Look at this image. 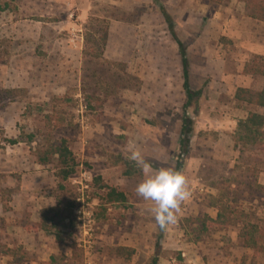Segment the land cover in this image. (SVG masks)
<instances>
[{
	"label": "rangeland",
	"instance_id": "374dc122",
	"mask_svg": "<svg viewBox=\"0 0 264 264\" xmlns=\"http://www.w3.org/2000/svg\"><path fill=\"white\" fill-rule=\"evenodd\" d=\"M157 1L188 49L194 90L225 72L241 86L264 89V52L254 49L264 48V23L248 17L244 2ZM107 29L106 45L97 49L103 56L88 55ZM141 53L149 68L165 61L160 93L152 86L144 92L129 74L128 55ZM179 58L152 0H0V212L16 203L20 225L45 251L39 258L18 247L7 263L152 264L159 226L151 202L134 191L142 172L127 153L140 149L154 170L175 168L184 104ZM234 108L207 111L212 124L192 137L182 169L192 194L165 231L158 264H264V251L245 249L238 238L244 222L264 221V198L246 188L264 186V151L240 152L233 142L241 118L264 110ZM62 140L76 165L67 181L53 154ZM128 164L133 177L125 175ZM101 185L123 192L127 202L106 204ZM223 194L238 212L228 215L237 226L207 223L200 231L193 221L215 220L214 200ZM57 205L61 217L43 222V212ZM6 239L0 236V259L9 254Z\"/></svg>",
	"mask_w": 264,
	"mask_h": 264
},
{
	"label": "trees",
	"instance_id": "16d2710c",
	"mask_svg": "<svg viewBox=\"0 0 264 264\" xmlns=\"http://www.w3.org/2000/svg\"><path fill=\"white\" fill-rule=\"evenodd\" d=\"M157 5L161 15L168 27L169 34L171 38L176 43L179 51V56L181 58L182 74H183V91L185 93V103L182 107V119H181V129L179 135V142L176 148V166L175 169L181 170L184 168V162L190 153V144L192 137L194 135L195 123L194 120L188 116V110L200 99L202 91H193L190 85V69L187 57V48L178 39L177 33L175 31V23L172 16L167 12L164 6L159 4L157 0H152ZM207 3L222 5L225 3H230L234 0H204ZM244 2L245 10L247 15L252 20L260 21L264 23V0H239ZM101 37V36H100ZM108 38V29L103 32L100 41L95 40V48H91L90 54H94L93 57L99 58L103 56L100 52V56L97 53V49L101 51L106 45ZM93 37H90L88 44L91 43ZM99 52V51H98ZM259 75L264 76V68L259 72ZM236 99L239 102H244L249 106L256 107L258 109L264 110V89L260 92L254 93L247 89H238L236 93ZM234 149L243 152L247 148L260 149L264 151V114L259 113H249L244 120H240L237 124L236 132L233 137ZM58 156V162L60 164L59 178L63 181H67L75 173V163L73 159V154L65 140H62L58 145L56 151L53 153ZM41 163H45V160H40ZM129 166V164H128ZM253 175H256V171H252ZM126 176L133 177L136 175L135 170L129 166L125 172ZM246 188L255 193L253 197L264 198V186L259 185L257 182L246 183ZM62 189V188H61ZM100 190L105 193L103 200L106 204H124L127 202L126 195L123 192L118 191L116 188L109 187L107 185H101ZM263 195V196H262ZM228 194H223L218 198H215L213 206L217 208L218 215L214 220L208 215H205L203 219H196L195 222L198 225L200 231H205L207 223L213 225H219L221 227H226L229 225H236L235 220H230L229 216L238 214L235 210H229L228 206L224 203L227 199ZM254 199V198H253ZM63 214V210L60 205L54 208L48 209L43 212V222L51 221L56 218H60ZM243 228L238 234L240 244L245 249L253 250L255 253L259 254V251H264V221H259L258 223H252L246 221L242 224ZM165 231L159 228V233L157 235L155 243V257L152 264H158L159 254L162 249V241ZM54 257H51V262Z\"/></svg>",
	"mask_w": 264,
	"mask_h": 264
},
{
	"label": "crops",
	"instance_id": "0c3cea01",
	"mask_svg": "<svg viewBox=\"0 0 264 264\" xmlns=\"http://www.w3.org/2000/svg\"><path fill=\"white\" fill-rule=\"evenodd\" d=\"M220 16L216 14L215 18H218ZM219 19H222V18H219ZM176 23L178 24V22ZM219 24L224 26V23L222 22H219ZM175 31L177 33L176 27H175ZM177 37L182 42V40L180 39V35H177ZM242 46H244V44H242ZM139 47L140 48L142 47L144 50L143 44L141 46L139 44ZM244 48H246L247 52L253 51L252 49L248 47V44H246ZM254 49H256L257 54L264 52L263 47H260V48L255 47ZM129 56L130 55H128V58L126 59V62H130L131 64V67L129 68L130 69L129 74H132L136 76L137 78L141 79V83H143V91L146 92L152 86V89L155 92L157 91L160 93L163 88V85L160 84L159 82L163 83V79L165 78V73L167 72V69L164 68L161 71H159L158 69H159V66H165V61H162L161 64H159L158 62V64L156 65L154 64V66L149 68L148 67V64H150V62H148L149 57H146L143 53H141V57L140 55H138L137 57L136 56L133 57L132 55L133 58ZM187 57H188V49H187ZM179 59H180L179 72L183 79L181 58ZM188 62H189V69H190V85H191L192 79H194L195 76L192 73L191 63H190L189 58H188ZM146 71H148V73ZM225 73L222 79H219L218 81H215V80L211 81L206 86L201 87L199 90H194L191 86V89L193 91H202V95L200 99L188 110V116H190L194 120V123H195L194 134H198V132L200 131V129H198V126H200L201 124H202V127L208 126L209 123L212 124V119L210 116L208 117V114L206 113L207 111L220 110L222 113H224V112H228L230 109L236 110L234 108L236 106L242 107L245 109L246 107H249V105H247L246 103L237 101L236 93L238 89H247L251 91L260 92L258 90H255L252 86L249 88L245 86H241L240 84L241 82H239L238 80L237 81L232 80L234 75L225 74ZM230 81L231 82L233 81L234 83H236V85L232 87ZM155 82H157V85L153 84ZM164 83H166V80L164 81ZM182 91H183V83H182ZM183 97H184L183 99L185 103L186 97H185L184 91H183ZM147 104L149 105L148 102ZM158 104L159 102L157 103V105ZM197 105H199L202 108L201 112L197 115L195 112L192 116V112H194V108H196ZM230 106L231 107L234 106V107L231 108ZM245 118L246 117H242L241 119L244 120ZM10 206H11V209H9V213L2 214L0 212V236L2 235V237L7 238L5 243H6L8 252H9V254H6V256L1 257L0 264H10L6 262L8 261L6 259H9L10 254L14 255L13 250L14 249L16 250L18 247H20L19 249L23 247V250L27 253V255H30L36 252L40 256L39 258H41V255L43 256L45 254V251H43L40 248V247H43V245L39 243V245L35 247L34 244L31 243L32 242V238H31L32 232L31 231L28 232L24 230L23 227L20 225L21 215L17 213L18 210L16 208V203H11ZM7 214H10V215H7ZM16 219H18V223H16ZM53 255H55L54 251L49 252L48 259L51 258ZM32 263L35 264V262H32Z\"/></svg>",
	"mask_w": 264,
	"mask_h": 264
},
{
	"label": "clouds",
	"instance_id": "9594fccd",
	"mask_svg": "<svg viewBox=\"0 0 264 264\" xmlns=\"http://www.w3.org/2000/svg\"><path fill=\"white\" fill-rule=\"evenodd\" d=\"M127 159L141 170L142 178L134 191L146 202H151V212L155 223L162 231L174 225L178 219L181 205L191 197L187 177L181 170L173 167L153 169L150 162L138 148H131Z\"/></svg>",
	"mask_w": 264,
	"mask_h": 264
}]
</instances>
